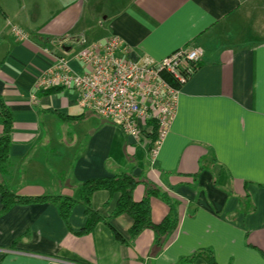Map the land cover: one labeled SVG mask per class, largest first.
Instances as JSON below:
<instances>
[{"label":"crops","instance_id":"1","mask_svg":"<svg viewBox=\"0 0 264 264\" xmlns=\"http://www.w3.org/2000/svg\"><path fill=\"white\" fill-rule=\"evenodd\" d=\"M256 19L257 0H0V94L14 115L8 174L0 181L19 195L78 198L82 182L134 168L166 191L179 213L177 230L157 252L151 230L134 244L117 240L113 228L129 239L127 215L79 236L82 203L71 231L53 203L2 213L0 195V264H181L202 249L217 264H264V40L254 36ZM13 26L28 39L20 41ZM113 35L155 60L184 47L204 52L155 161L148 134L128 136L81 108L74 91L36 90L54 55L80 70L75 52ZM57 40L65 45H52ZM145 193L139 185L134 199ZM116 203L105 190L93 195L103 218ZM151 205L161 223L169 207L159 198Z\"/></svg>","mask_w":264,"mask_h":264},{"label":"built area","instance_id":"2","mask_svg":"<svg viewBox=\"0 0 264 264\" xmlns=\"http://www.w3.org/2000/svg\"><path fill=\"white\" fill-rule=\"evenodd\" d=\"M11 30L20 41L28 39L20 28L13 26ZM52 45L65 44L57 40ZM44 51L52 54L49 47ZM203 56L200 47H184L155 60L113 35L75 52L73 58L80 63V70L71 66L69 58L54 55V61L39 74L36 90L74 91L81 108L131 137L149 134L151 123L156 122L159 137L150 150L155 161L175 118L181 89Z\"/></svg>","mask_w":264,"mask_h":264},{"label":"trees","instance_id":"3","mask_svg":"<svg viewBox=\"0 0 264 264\" xmlns=\"http://www.w3.org/2000/svg\"><path fill=\"white\" fill-rule=\"evenodd\" d=\"M53 90L55 89L42 91V93ZM0 124L3 127V131L0 134V178H4L8 174V165L10 162L14 115L1 94ZM151 124L152 130L148 134L150 139L149 151L154 147L159 137L156 122L153 121ZM139 185H144L146 187V193L142 200L136 201L134 199V192ZM101 190L107 191L111 197H117L116 207L108 218H103L93 208V195ZM78 193V198L48 194L24 196L14 193L4 181H0L2 213H6L15 205L26 206L51 202L57 207L61 218L71 230L70 217L73 209L77 204L82 203L85 209L86 225L81 231L76 232L79 236L91 234L96 225L102 221L112 227L110 221L113 218L127 215L132 220V226L129 229V239L126 240L112 227L117 240L122 243L134 244L136 239L145 230H151L154 234V247L157 249V252H160L168 244L172 235L178 228L179 213L177 202L172 199L166 191L160 189L149 179L135 175L134 168L114 176L88 179L79 185ZM153 198L163 200L169 207V212L161 223H155L152 218L151 203ZM197 258H204L207 264H217L212 251L207 249L199 250L194 255L183 258L181 264H191L193 260Z\"/></svg>","mask_w":264,"mask_h":264},{"label":"rangeland","instance_id":"4","mask_svg":"<svg viewBox=\"0 0 264 264\" xmlns=\"http://www.w3.org/2000/svg\"><path fill=\"white\" fill-rule=\"evenodd\" d=\"M252 16L248 15L246 18V25L251 26ZM256 24H254L255 27V34L254 36H257V39L260 41L264 40V4L261 3L259 0H257V19Z\"/></svg>","mask_w":264,"mask_h":264}]
</instances>
